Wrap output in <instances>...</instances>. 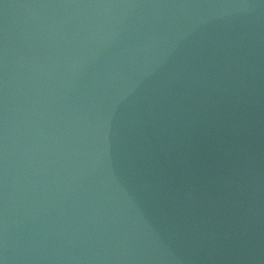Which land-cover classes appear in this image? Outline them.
I'll use <instances>...</instances> for the list:
<instances>
[{"label":"water","instance_id":"95a60500","mask_svg":"<svg viewBox=\"0 0 264 264\" xmlns=\"http://www.w3.org/2000/svg\"><path fill=\"white\" fill-rule=\"evenodd\" d=\"M0 264H264V0H0Z\"/></svg>","mask_w":264,"mask_h":264}]
</instances>
